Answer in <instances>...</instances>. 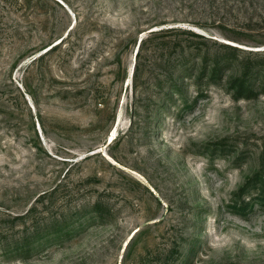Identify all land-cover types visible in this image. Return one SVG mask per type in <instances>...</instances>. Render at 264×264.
<instances>
[{
  "label": "rangeland",
  "instance_id": "obj_1",
  "mask_svg": "<svg viewBox=\"0 0 264 264\" xmlns=\"http://www.w3.org/2000/svg\"><path fill=\"white\" fill-rule=\"evenodd\" d=\"M258 57L264 0H0V264H264Z\"/></svg>",
  "mask_w": 264,
  "mask_h": 264
},
{
  "label": "trees",
  "instance_id": "obj_2",
  "mask_svg": "<svg viewBox=\"0 0 264 264\" xmlns=\"http://www.w3.org/2000/svg\"><path fill=\"white\" fill-rule=\"evenodd\" d=\"M63 40H61V42L59 44L62 43ZM225 48H228L230 50H234V51H241L240 49H238L237 47L234 46H230V45H223ZM53 49V48H52ZM201 53V51L199 52ZM251 54H259V53H251ZM227 55H224L221 59H216L215 61V65L214 68H220L222 61L225 60L226 63L229 64V58L225 57ZM260 57L258 58H252V59H247V61H245L244 63H242V70H243V76H241L240 78L236 79L233 83V88L236 89V93L237 96L240 98H251L254 97L256 95L255 91L253 90V86L254 87H262V93H264V65L258 61ZM223 61V62H225ZM225 63V64H226ZM216 72V69H213V73ZM262 78V79H261ZM252 80H256L257 83H253ZM264 194V193H263ZM92 216H90L89 218H91V220L94 219H100V220H107L110 218H114L115 215L114 213L111 211V209L99 202H96L95 204H93L92 208ZM164 220V218L162 219ZM160 220V221H162ZM75 226L74 225L72 228L71 227H59L53 234V232L49 231L47 232L43 237L42 240L40 241V245H45V244H49L50 242H55V241H63V240H68L70 238L73 237L74 232H75ZM81 227V225H79ZM142 228H139L136 230V232H134V234L132 235V237L130 238V240L128 241V243L126 244L125 250H124V255L127 253V250L129 248V245L131 244V242L135 239L136 235L141 231ZM73 233V235H72ZM47 237V235H49ZM52 234V235H51ZM18 249V248H17ZM19 250V249H18ZM175 252H177V250L175 248H172L171 250V263L170 264H178V258L175 257Z\"/></svg>",
  "mask_w": 264,
  "mask_h": 264
},
{
  "label": "water",
  "instance_id": "obj_3",
  "mask_svg": "<svg viewBox=\"0 0 264 264\" xmlns=\"http://www.w3.org/2000/svg\"><path fill=\"white\" fill-rule=\"evenodd\" d=\"M131 236H132V234H130L129 237H128V239L126 240V242H125V244H124V246H123L122 253H123V251H124V248L126 247V244H127L128 241L130 240Z\"/></svg>",
  "mask_w": 264,
  "mask_h": 264
},
{
  "label": "bare ground",
  "instance_id": "obj_4",
  "mask_svg": "<svg viewBox=\"0 0 264 264\" xmlns=\"http://www.w3.org/2000/svg\"><path fill=\"white\" fill-rule=\"evenodd\" d=\"M150 186V185H149ZM124 250H125V248H124Z\"/></svg>",
  "mask_w": 264,
  "mask_h": 264
}]
</instances>
